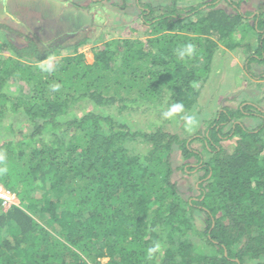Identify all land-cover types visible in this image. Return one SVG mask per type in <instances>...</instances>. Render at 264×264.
I'll list each match as a JSON object with an SVG mask.
<instances>
[{
	"label": "trees",
	"instance_id": "obj_1",
	"mask_svg": "<svg viewBox=\"0 0 264 264\" xmlns=\"http://www.w3.org/2000/svg\"><path fill=\"white\" fill-rule=\"evenodd\" d=\"M215 1H140L144 37L104 39L90 63L78 51L86 37L68 43L84 28L57 30L55 17L42 38L13 28L23 47L2 33L12 56L0 58V184L18 203L0 201V264H264V108L223 106L187 138L162 127L172 104L184 106L175 122L197 104L221 45L264 67V0L253 11L240 10L246 0H223L232 11ZM246 26L255 34L247 43ZM189 43L193 54L180 59ZM144 102L161 124L131 129L123 110ZM18 111L30 132L11 128ZM246 113L258 125L231 121ZM175 150L195 158L184 173L202 172L193 197L178 191Z\"/></svg>",
	"mask_w": 264,
	"mask_h": 264
},
{
	"label": "rangeland",
	"instance_id": "obj_2",
	"mask_svg": "<svg viewBox=\"0 0 264 264\" xmlns=\"http://www.w3.org/2000/svg\"><path fill=\"white\" fill-rule=\"evenodd\" d=\"M10 1H12L11 4L8 0L9 6L7 9L6 23L8 24V27H11L8 34L10 36H14V41L18 46H26L28 44V40L24 39L21 35H16L13 28L19 30L23 34L29 35L30 37L32 36L36 39L38 37L42 38L46 33H48V28L54 25L55 21L51 20V18L53 19V17H55L58 20L57 30L62 28L64 25L67 26L66 30L68 32L76 29L77 27L84 28L83 31L78 33L74 39L69 40L68 43H74L78 39L86 37V41L78 48V51L83 52L85 61L90 63L93 61L92 48L103 44L104 39L137 38L139 36L142 38L144 37L142 32L145 31L146 26L148 27V25L141 23L139 16L142 9L139 7L138 2L151 1L152 5H158L168 0ZM203 1L205 0H192V3ZM260 1L262 0H246L240 4L239 8L241 11H253L256 9V6ZM214 3L217 7L225 8L227 11H232V7H230L223 0H216ZM178 6H182V8L186 9L183 4H178ZM64 14L65 18L62 17ZM15 21L19 23H16ZM27 21L31 22L27 24ZM25 26L26 28H24ZM244 35L245 39H243V41L246 43L247 40L255 36L254 32L251 31L248 26L245 28ZM237 36H235L236 39H238ZM254 41H250V46L253 45L251 42L254 43ZM2 42L3 35L0 32V44ZM221 47L222 48L218 49L212 58L210 73L206 83L200 88L197 104L193 109L186 112L189 115L194 116L196 121L195 126L192 127L191 130L186 129L185 121L176 120L175 122L176 118L174 115L168 119L169 123L166 122V120L165 125H161L165 130L176 132L180 137L187 138L188 135L192 136L191 133L195 134V131L197 130H200L201 132L205 131V129L209 126L205 121L210 119L211 116H215L218 110L223 106L235 108L238 105H242L240 101L243 100L244 102L247 101L250 104H255L261 109L264 108V99L262 97L264 94V75L261 77L258 76L264 67L260 66V64H258L259 61L257 60L247 63V66L245 55L240 53V51L237 49L234 51L228 50L222 45ZM8 54V56H12V53ZM55 58H57V55L51 56L48 60H53ZM48 60L45 61L48 63ZM147 106L150 105L146 102L140 103L139 109L135 110L134 108L137 106L131 104V107L133 108L123 110V116L128 120L129 127L131 129L143 128L148 131V128L151 126L158 127V125L161 124L160 114L155 110L153 111L150 107L145 109ZM91 107L92 105L87 103L84 109H81L77 106V104H75L72 108V114L76 113L77 115H81L84 110H89ZM69 118V115H61L57 120L61 122L62 120L65 121ZM259 120L260 119L254 117V115L251 116L248 113L243 116H233V118H231V121H241L247 128H253L258 125ZM9 121L10 120L8 118L5 119L6 123L2 126H7ZM150 123L152 124L149 125ZM17 127H20L24 133H28L32 129V126L29 125V121H27V117L20 111L14 115L11 125L13 130H17ZM224 130H227V128L225 129L224 127ZM0 133H4L3 130H0ZM11 136L12 135L9 134L7 135V138H13L15 141L21 138L19 134H16L14 137ZM192 147H195V149L198 150L200 144L193 142ZM131 149L142 153L146 150V146L143 143L137 142L134 143ZM179 156L180 153L175 150L171 157L172 166L174 167L173 177L177 179V188L180 194L186 198L191 195L193 197L197 194V191L193 188V186L197 185L199 182L196 176L200 175L202 172L190 170L192 173H184L182 171L183 162H188L190 165H193L195 163V158L190 157L189 159L181 160ZM106 260L107 258L102 259V261Z\"/></svg>",
	"mask_w": 264,
	"mask_h": 264
},
{
	"label": "clouds",
	"instance_id": "obj_3",
	"mask_svg": "<svg viewBox=\"0 0 264 264\" xmlns=\"http://www.w3.org/2000/svg\"><path fill=\"white\" fill-rule=\"evenodd\" d=\"M193 52H194V45H192L191 43H189L186 46H184V47H182V48H180L178 50V56H179L180 59H183V58H185V56H191L193 54ZM7 53H9V52H7ZM4 57H6V56H4ZM4 57H2V58H4ZM183 111H184L183 104L180 103V102H176V103L172 104L166 111H164L162 113V116H163L164 119H169V118L173 117L175 114L181 113ZM183 119L185 121V127H186V129L191 130V128L195 126L196 121H195L194 116L187 115V116H184ZM0 159H3V157H0ZM16 200H18V199H16ZM158 252H161V245L158 242L157 243H154V245L152 247H150V248L147 249V255L149 256V258L153 257L154 254H156Z\"/></svg>",
	"mask_w": 264,
	"mask_h": 264
},
{
	"label": "built area",
	"instance_id": "obj_4",
	"mask_svg": "<svg viewBox=\"0 0 264 264\" xmlns=\"http://www.w3.org/2000/svg\"><path fill=\"white\" fill-rule=\"evenodd\" d=\"M7 55L8 53L3 48L0 47V58ZM0 201L3 209L8 208L11 204H17L15 194L1 185H0Z\"/></svg>",
	"mask_w": 264,
	"mask_h": 264
},
{
	"label": "crops",
	"instance_id": "obj_5",
	"mask_svg": "<svg viewBox=\"0 0 264 264\" xmlns=\"http://www.w3.org/2000/svg\"><path fill=\"white\" fill-rule=\"evenodd\" d=\"M4 1V2H3ZM5 2H6V4H5ZM9 2H10V4H11V2L12 1H10L9 0ZM8 6H9V3H8V0H1V3H0V24H2V25H8L7 23H6V19H7V9H8ZM13 18V17H12ZM11 28V27H10ZM24 28H26V26L24 27ZM27 30V29H26ZM28 31V30H27ZM0 32L1 33H5L4 35L5 36H10L9 34H8V32H4V31H2L1 29H0ZM29 32V31H28ZM16 38V37H15Z\"/></svg>",
	"mask_w": 264,
	"mask_h": 264
},
{
	"label": "flooded vegetation",
	"instance_id": "obj_6",
	"mask_svg": "<svg viewBox=\"0 0 264 264\" xmlns=\"http://www.w3.org/2000/svg\"><path fill=\"white\" fill-rule=\"evenodd\" d=\"M259 108V107H258ZM260 109V108H259Z\"/></svg>",
	"mask_w": 264,
	"mask_h": 264
}]
</instances>
